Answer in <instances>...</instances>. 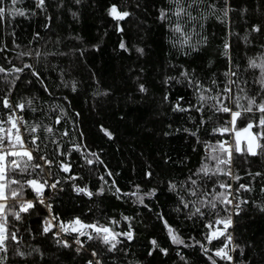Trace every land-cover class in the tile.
<instances>
[{
  "label": "trees",
  "instance_id": "1",
  "mask_svg": "<svg viewBox=\"0 0 264 264\" xmlns=\"http://www.w3.org/2000/svg\"><path fill=\"white\" fill-rule=\"evenodd\" d=\"M112 5L130 15L114 19L109 15ZM183 6L190 15L180 17L179 23L188 44H181L184 37L172 30L177 17L171 0H45L43 7H37L36 0L0 4L5 8L0 16V67L5 69L0 72V121L17 111L24 115L23 136L33 151L31 163L43 165L26 173L9 171L8 178L20 184L46 181L42 197L51 206L48 212L27 185L23 199L36 198L20 220L12 215L19 203L11 198L4 202L8 231H15L19 242L6 241L7 253L0 252L2 264H212L209 256L216 264H264V155L233 152L231 165L221 167L239 180L198 172L206 163L215 168L207 159L206 145L233 140V134L213 132L231 119L213 105L236 110L237 97L245 107V97H254L257 103L264 100L260 70L249 66L250 60L261 63L264 58V0H183ZM162 9L170 10L167 19L160 18ZM18 11L24 15L15 14ZM254 26L261 30L253 31ZM226 87H231L230 94ZM201 93L217 100L201 101ZM3 98L13 108H5ZM19 103L25 104L22 111L15 108ZM259 117L255 110L244 113L237 128ZM35 125L40 127L32 144L27 129ZM61 165H68L69 172ZM221 183L231 189L220 188ZM52 184L56 187L48 186ZM240 184L251 191L237 192ZM10 191L6 189L9 197ZM229 191V199L247 201L240 204L238 214L232 205L215 201L213 209L207 203L216 193ZM133 192L143 197V203ZM196 207L203 215H193ZM229 214L232 224L226 235L232 241L226 250L231 261L214 255L227 243L226 236L211 244L206 239L216 227L223 229L207 225ZM77 217L117 234L131 231L133 238L118 235L113 249L91 229L86 230L91 240L64 232L65 247L57 242L60 236L53 225ZM165 221L183 244L172 242ZM45 226L51 231L44 233Z\"/></svg>",
  "mask_w": 264,
  "mask_h": 264
},
{
  "label": "snow or ice",
  "instance_id": "2",
  "mask_svg": "<svg viewBox=\"0 0 264 264\" xmlns=\"http://www.w3.org/2000/svg\"><path fill=\"white\" fill-rule=\"evenodd\" d=\"M15 2V0H14ZM79 2V0H77ZM171 2L176 6L173 14L177 17V23L172 26V30L176 33L181 34L183 36V40L180 41L181 44H188L189 38L184 35L183 27L179 23V18L184 15H190V13L187 12V8L183 6V0H171ZM197 0H192V3H196ZM3 3V0H0V4ZM37 7H43L45 4V0H36ZM188 7H191V4L188 5ZM214 7V5H213ZM169 11L166 9H162L160 12V18L167 19L169 17ZM5 12V8L0 7V16H2ZM15 14L17 15H24L23 11H18ZM109 15L112 16L116 20H123L126 17L130 15L129 12L123 11L121 12L116 5H112L109 8ZM225 15H227V11H225ZM194 19V17H193ZM122 30V29H121ZM253 31L259 32L261 30L260 26H254ZM121 48H124L125 45L121 43ZM225 54H227V50L229 45L225 44ZM138 51H143L142 49H138ZM249 66L252 68H258L261 73L260 83L262 86H264V58L261 59V63H257L256 60L252 59L249 61ZM25 67L30 68L31 65H25ZM5 69L3 67H0V72H4ZM12 71L15 72H21L23 69L21 68H14ZM34 75H37V73H33ZM185 78H187L188 73L183 72L182 73ZM227 75V73H226ZM231 75H235V73H231ZM234 83V82H230ZM73 90H75V85H73ZM143 85H141V91H144ZM226 93H231L232 89L231 87H226L224 89ZM247 99V106H243L240 103V98L237 97L233 103L235 105L236 110H233L232 108L220 104L219 107H215V110L217 112H223L230 115L231 119L227 122V126L219 127L213 129L214 133H219L221 135L224 134H233V140L230 143L227 140H218L215 144H209L206 145V150L208 153L207 159L210 161L215 162V168H210L209 165L206 163L204 164L199 170V173H203L204 176H209L210 174H224L232 177L233 179L239 180V176H232V172L227 171L225 172L224 169L221 167L222 165H231L232 162V155L233 152L239 153V154H247L251 156H258V155H264V143H261V141H264V100H262L260 103H257L254 97H245ZM199 99L201 101H204L206 99H214L217 100V97H205L203 93H201ZM219 103V101H217ZM3 106L5 108H13V105L9 102L7 98H3L2 100ZM29 104H31V101H28ZM179 107V106H178ZM15 108L20 109L21 111L25 108V104L19 103L15 105ZM183 110V109H181ZM257 111L260 113V117L258 121H249L245 127L243 128H237V121L239 118L242 117L244 113H252L253 111ZM57 123H59V120H57ZM7 125V126H6ZM26 127V122L22 120V118L17 117L15 114L9 115L7 118V121H0V201H7L9 198L16 200L19 203V210L12 212V215L15 217L16 220L21 219V213L27 212L29 209L34 207V204L32 201H26L23 199V189L25 185L31 187L33 191L36 192L38 197H42L43 189L45 188L47 182L40 183L38 180H27L24 184H20L19 181L14 179H9L8 174L9 171H19L20 173H26L28 172L29 168H32L33 171L36 168H42L43 165L41 164H32L31 162L34 160L33 151L29 149L26 146V140L23 134L21 133V127ZM39 125L32 126L31 128H28V132L31 136V143L35 144L36 140L38 139L37 136L33 135L36 133L37 129L39 128ZM254 128L258 129V131H252ZM46 131L49 133L52 132L51 128H47ZM106 131V130H105ZM107 135L111 136V133H107ZM94 155V154H93ZM39 159L44 160L46 164H51V161L45 160L44 157H40ZM87 163L91 164L93 163L92 160H88ZM70 170L68 165H63V171L68 172ZM111 176L112 173H109ZM148 175H151L150 173ZM251 175V173H250ZM256 176L261 175V173L257 172L255 173ZM191 180V178H189ZM115 181H113V184ZM13 184H19V190L11 189V185ZM192 185H196L195 180H191ZM49 187L55 188L56 185H48ZM222 189H231L230 184L221 183L219 185ZM172 188H175V185H172ZM6 189L11 190L10 191V197L6 195ZM241 189L245 191H251V188L244 184H240L239 188L236 189L237 192H239ZM76 191L78 192H85L87 195L91 196L92 193L87 191V189L84 188H77ZM102 192L103 189H100ZM264 191V189H262ZM116 192L119 193L120 189L116 188ZM196 190L191 191V195L195 196ZM124 195H129L128 193H124ZM131 195L137 196V199L143 203V197L139 196L136 192L131 193ZM232 195V193L229 191L226 195L224 192L216 193V195L213 197L212 200L208 201L207 203L213 208H216V202L219 201L222 204L232 205L233 201L229 199L228 197ZM39 203L43 204L44 200L41 198L39 199ZM203 204L204 201H201ZM241 203H247V201H241ZM7 207L6 203L0 202V252L7 253V247H6V241L11 239L12 241L19 242L17 233L15 231L9 232L7 228V215L4 212V209ZM184 207H189L187 203L184 204ZM235 209L237 210V214L240 208V203H237L234 205ZM49 211H51V206L48 205ZM195 214L203 215L201 212V209L199 207L195 208ZM125 219H128L125 217ZM48 225H51V221L47 222ZM115 223V221H113ZM165 226L168 231V235L171 238L172 242L174 244H183L184 241L179 237L178 234L175 233V230L167 224V221L164 222ZM213 224L215 225H223V229L216 227L214 230L210 232L209 235L206 236V239L209 244L212 243L213 240H218L220 237H225L227 243L224 244L223 247L217 249L214 252V255L216 257H220L221 259H227L229 261L232 260V257L228 254V251L226 250L228 248V244L232 241L231 235H226V230L231 226L232 220H231V214H229L225 218H218L213 222H210L207 227L209 229H213ZM60 231L65 233H77L78 236H87L89 240L93 239V236L87 232V229H91L96 233L97 238L102 239L103 243L110 244L111 248L116 247L117 236L123 235L127 237L129 240L133 238V234L131 231L124 232V233H115L112 231L111 228L97 225V224H87L80 220L79 217L74 218L73 220L69 221L68 223H60L59 224ZM44 233H48L51 231L50 226H45L43 229ZM55 235L59 236V233H55ZM58 243H63L65 247L68 246L67 241H57ZM77 244H80L81 241L79 239L76 240ZM154 247H158L157 242L153 240L151 242ZM161 251H165L164 249H161ZM205 253H207L208 249H204ZM17 255L23 257L25 255L24 252L18 251ZM93 256H95V252L92 253ZM6 258V256H5ZM209 260H211L212 264H216V261L212 259L211 256L208 257ZM2 264V262H0ZM89 264H92V261H89Z\"/></svg>",
  "mask_w": 264,
  "mask_h": 264
},
{
  "label": "built area",
  "instance_id": "3",
  "mask_svg": "<svg viewBox=\"0 0 264 264\" xmlns=\"http://www.w3.org/2000/svg\"><path fill=\"white\" fill-rule=\"evenodd\" d=\"M16 116L22 118V120L25 121L24 115H23L20 111H17V112H16ZM21 133L23 134V126L21 127ZM26 146H27V145H26ZM27 147L29 148V146H27ZM29 149H30V148H29ZM35 198H36V197H31V198H28L27 200H28V201H33V200H35ZM41 198L44 200L43 205H45V206L47 207L48 212H50V211H49V208H48V205H49L48 198L45 197V196H43V197H41ZM41 198H40V199H41ZM37 199H38V198H37ZM27 200H26V201H27ZM232 201H233V204H232V209H231V210H232V212L234 213V211H236L234 205L237 204V203H240V204H241V201H240L238 198H236L235 196H232ZM47 222H48V221H47ZM47 224H48V223H47ZM53 228H54V230L56 231V233H59V236H60V238L58 239L59 241H63V239H66V237H65V235H64V232H61V231H60L59 224L54 223ZM79 248H80V245H77V249H79Z\"/></svg>",
  "mask_w": 264,
  "mask_h": 264
},
{
  "label": "rangeland",
  "instance_id": "4",
  "mask_svg": "<svg viewBox=\"0 0 264 264\" xmlns=\"http://www.w3.org/2000/svg\"><path fill=\"white\" fill-rule=\"evenodd\" d=\"M252 131H253V130H252ZM0 202H3V203H4L5 201H0Z\"/></svg>",
  "mask_w": 264,
  "mask_h": 264
},
{
  "label": "water",
  "instance_id": "5",
  "mask_svg": "<svg viewBox=\"0 0 264 264\" xmlns=\"http://www.w3.org/2000/svg\"><path fill=\"white\" fill-rule=\"evenodd\" d=\"M61 167L63 168V165H61ZM69 172V171H68Z\"/></svg>",
  "mask_w": 264,
  "mask_h": 264
}]
</instances>
